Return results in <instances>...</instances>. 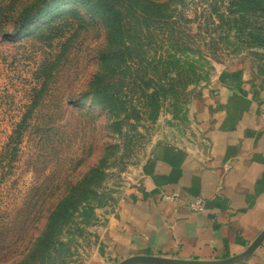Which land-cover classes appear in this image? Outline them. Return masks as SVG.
I'll use <instances>...</instances> for the list:
<instances>
[{"label": "rangeland", "instance_id": "obj_1", "mask_svg": "<svg viewBox=\"0 0 264 264\" xmlns=\"http://www.w3.org/2000/svg\"><path fill=\"white\" fill-rule=\"evenodd\" d=\"M83 2L87 1L0 0V264H18L39 236L60 192L82 178L96 159L113 152L116 163L105 164V189H98L106 196L91 199L94 217L84 221L81 214L73 213L58 235L64 242L61 255L53 253L44 263L90 264L108 217L136 181L142 161L159 143L187 145L193 138L187 106L198 88L186 103L162 108L154 123H138L139 134L127 138L111 137L102 129L101 119L93 124L69 106L84 95L99 69L97 52L104 31L95 24L86 29L69 25L55 41H39L33 34L63 12L77 10L88 16ZM186 8V17L195 21V12L205 6L202 0H187ZM71 19L66 18V25ZM218 60L211 61L209 80L217 69L240 62L264 71L263 50L232 53L228 48ZM81 103L91 105L88 99ZM129 129L123 126L124 134ZM9 142L13 144L7 148ZM102 142H106L102 150L97 149ZM110 144L113 151L105 152ZM127 147L129 152L119 162Z\"/></svg>", "mask_w": 264, "mask_h": 264}, {"label": "crops", "instance_id": "obj_2", "mask_svg": "<svg viewBox=\"0 0 264 264\" xmlns=\"http://www.w3.org/2000/svg\"><path fill=\"white\" fill-rule=\"evenodd\" d=\"M187 118L190 143H159L142 161L90 264L222 260L264 229V71L248 62L217 69L189 101ZM197 198L200 212L189 208ZM236 264H264V242Z\"/></svg>", "mask_w": 264, "mask_h": 264}, {"label": "trees", "instance_id": "obj_3", "mask_svg": "<svg viewBox=\"0 0 264 264\" xmlns=\"http://www.w3.org/2000/svg\"><path fill=\"white\" fill-rule=\"evenodd\" d=\"M84 1L88 16L79 15L77 10L60 13L37 30L33 39L55 41L57 33L69 25L86 29L95 24L104 31L97 52L99 69L84 95L70 101L69 106L93 124L101 119L102 129L111 137L137 136L138 123H154L162 108L186 103L193 89L209 81L211 61H219L225 49L231 48L232 53L264 51V0H202L205 8L195 12V21L186 17L187 0ZM68 17L73 22L66 25ZM87 99L91 103L88 107L81 103ZM97 108L101 111L95 112ZM123 126L130 128L125 134ZM104 144L98 143L96 148L102 150ZM114 147L110 144L104 150L113 151ZM124 152L119 162L126 157L128 147ZM112 156L96 159L82 178L60 192L39 236L18 264L34 260L44 264L53 253L61 255L64 242L58 235L72 214H81L84 221L92 219V197L100 201L106 196L102 191L104 166L116 163Z\"/></svg>", "mask_w": 264, "mask_h": 264}, {"label": "water", "instance_id": "obj_4", "mask_svg": "<svg viewBox=\"0 0 264 264\" xmlns=\"http://www.w3.org/2000/svg\"><path fill=\"white\" fill-rule=\"evenodd\" d=\"M264 242V229L260 234L248 245L246 250L236 256L222 259V260H180L167 257H157V256H134L122 260L118 264H236L243 260L250 258L255 251Z\"/></svg>", "mask_w": 264, "mask_h": 264}, {"label": "built area", "instance_id": "obj_5", "mask_svg": "<svg viewBox=\"0 0 264 264\" xmlns=\"http://www.w3.org/2000/svg\"><path fill=\"white\" fill-rule=\"evenodd\" d=\"M176 198L175 195L166 196L167 200H174ZM189 208L195 212H200L203 210L202 200L197 198L193 203L189 204Z\"/></svg>", "mask_w": 264, "mask_h": 264}]
</instances>
